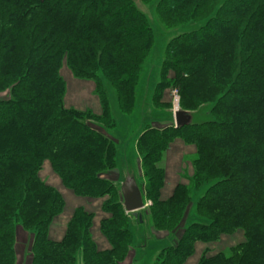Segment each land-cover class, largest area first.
I'll list each match as a JSON object with an SVG mask.
<instances>
[{"label":"trees","instance_id":"1","mask_svg":"<svg viewBox=\"0 0 264 264\" xmlns=\"http://www.w3.org/2000/svg\"><path fill=\"white\" fill-rule=\"evenodd\" d=\"M156 1L164 30L196 27L167 43L152 103L169 87L180 111L192 115L208 106L210 118L179 128L148 126L136 140L150 202L146 216L153 229L176 236L153 264H183L196 243L236 231L244 240L228 255L204 254L197 264H264V0ZM153 45L135 0H0V93H8L0 100V264H17V227L31 236L29 264L127 260L134 218L107 177L116 167V146L91 124L107 133L114 126L103 81L120 112H132ZM63 65L94 82L99 116L65 108ZM174 139L195 146L193 175L161 200L159 163ZM44 161L75 196L103 200L109 217L99 230L108 249L96 247L93 216L83 208L75 209L61 241L48 238L64 201L40 179ZM203 186L195 213L205 223L185 226L192 191Z\"/></svg>","mask_w":264,"mask_h":264},{"label":"rangeland","instance_id":"2","mask_svg":"<svg viewBox=\"0 0 264 264\" xmlns=\"http://www.w3.org/2000/svg\"><path fill=\"white\" fill-rule=\"evenodd\" d=\"M156 0L150 1H140L135 0V5L137 9L142 12L147 19L154 35V45L149 54L148 59L145 61L143 65V69L141 72V77L139 83L136 88V100L135 105L132 112L128 115L122 114L117 107L116 96L113 88L106 82L103 81L104 90L109 102L110 106V114L114 121V126L109 129V133L104 132L99 126L96 124H91V126L101 131L104 135L109 136L111 140H113L116 146V167L115 170L108 172L110 181L114 184L115 188L120 191V186L122 182L126 178H134L136 184L141 192L144 208L140 210L141 213V222L137 220L131 221L129 224L130 231L132 233V251L129 253V257L123 264H153L157 255L160 253L162 249L168 247L173 244L176 236L163 231H156L153 229L149 217H147V209L150 205L149 200L145 196L144 192V177L142 175V169L140 165V158L137 155L136 151V140L142 130L148 126H151L156 129H163L170 125L174 126L173 120V112L179 108V97L176 89H171L169 87L165 88L162 93L161 100L158 104L153 105L152 97L154 95L155 86L161 81L160 78V68L163 58V52L167 43L173 39L174 37L193 30L196 25L195 24H187L183 25L179 28L172 30H164L160 23L157 20L155 7ZM60 76L64 80L65 84V96L66 103H70V99H73L75 93H84L83 103L85 105V93L87 90L78 89L75 91L74 86L77 81H83L82 79H77L73 77L69 69L63 65L60 69ZM171 74H168V78ZM90 81V80H87ZM92 82V81H91ZM93 84V90L91 94H89L93 99L96 100L99 107L98 113H93L89 109L78 110V111H90L94 115L99 116L101 114V106L100 100L95 91V84ZM81 93V94H82ZM64 96V99H65ZM8 98V93H0V100H4ZM162 105V106H160ZM76 106V105H75ZM73 109V108H72ZM77 110V109H74ZM209 107H201L196 112H194L191 116L193 123H202L209 120ZM177 143V144H176ZM177 147H176V146ZM172 149V154L177 157V164L172 165L170 167L169 161V152ZM170 152V154H171ZM196 159V149L194 145L185 144L181 139H174L164 151L161 161L159 163L160 168L163 170L164 181L162 188L166 185V175L169 174V168L172 171V176L176 178V184L182 183L184 185H188V179L193 175V161ZM46 163V162H45ZM52 169V168H51ZM53 171V170H52ZM41 178L43 180H48L52 176L57 181L58 178L55 176L53 172L50 171L48 163H46L41 170ZM116 181V182H115ZM169 182V181H168ZM174 186V187H175ZM161 188V190H162ZM167 188V187H166ZM205 186L201 187L198 190H193L191 194V205L186 210L184 224L185 226L192 223L204 222L200 217H198L195 213V203L197 199L202 195ZM160 190V193H161ZM174 190V188H173ZM61 193L65 199V209L70 210L73 205L78 201L79 204H82V201H87L88 198H82L78 196H72V193L67 189L62 187ZM70 197H73L69 199ZM160 197V194H159ZM169 198V197H168ZM161 199V200H167ZM90 203L87 204L89 207H93L90 211L93 218V225L99 218V214L96 211L100 206L102 210L103 200L102 199H88ZM122 200V197H121ZM122 202V201H121ZM86 211V210H85ZM103 212V210H102ZM62 213V212H61ZM105 213V212H103ZM130 214V213H128ZM131 215V214H130ZM105 218L109 217L105 213ZM91 229V228H90ZM100 231V230H99ZM92 232H95V228L93 226ZM241 231H236L230 235H222L220 239L213 243H201L199 242L198 247H200V253H198V257H202L204 254L206 256H212L218 252H222L228 255L229 249L236 244L237 235L241 238L240 242H243V234L241 236ZM179 235L177 234V237ZM105 239V238H104ZM31 236L27 232L23 231L21 227L16 228V257L17 264H29V246H30ZM239 242V243H240ZM97 247V246H96ZM201 255V256H200ZM130 263H127V261Z\"/></svg>","mask_w":264,"mask_h":264},{"label":"crops","instance_id":"3","mask_svg":"<svg viewBox=\"0 0 264 264\" xmlns=\"http://www.w3.org/2000/svg\"><path fill=\"white\" fill-rule=\"evenodd\" d=\"M66 84V83H65ZM93 83L91 81H87V80H83V81H77V83L75 84L74 86V89L75 91L73 93L76 92V90L78 91V89H85L87 90L86 93H85V105H82L83 103V98H84V93H75L73 94V96H75L73 99H70V103L68 102V104H65V108H73V109H77V110H85V109H89L91 110L93 113H98L99 112V107H98V103L96 102L95 99H93L89 94H91V91L93 90ZM64 102L66 103V96H65V99H64ZM76 105V106H75ZM177 144V143H176ZM176 146V145H175ZM177 147V146H176ZM172 151V149L170 150V152ZM169 152V161H170V167H172V165H176L177 164V156L172 154H170ZM48 163V166L50 168V171H52L51 169V166L49 164L48 161H44L43 164H42V167ZM42 167H41V170H42ZM41 170L39 172V177L40 179L47 185L53 187L60 195L61 197L63 198V201H64V207H63V210H62V213L60 215H58L57 217H55L50 225H49V229H48V238L51 240V241H55V242H58V241H61L62 238L64 237L65 235V232H66V226L73 214V212L75 211L76 208H83L84 210H86L87 212L93 214L90 209L93 208V207H89V205L87 204L88 202L90 203V201L87 199V201H82V204H79L78 201L73 205V207L70 209V210H64L65 209V199L61 193V188L64 187L60 181V179L58 178V176L55 174V176L58 178L59 181H57L55 178H52V176H50L51 178L48 179V180H43V178H41ZM172 171L171 169L169 168V174L167 173L166 175V178L167 180L169 181H166V185L165 187L162 188L161 190V193H160V198L161 199H166L168 197L171 196L172 192H173V188L176 184V178L175 176H172ZM109 176V175H108ZM107 176V177H108ZM109 178V177H108ZM116 182V181H115ZM167 187V188H166ZM65 188V187H64ZM69 190V189H68ZM70 191V190H69ZM72 193V196L74 195L72 191H70ZM75 196V195H74ZM73 197H70L69 199H71ZM99 209L96 211L98 212L99 214V218H97V221L95 222V224L93 225V222L92 221V225H91V229H90V234H91V237L93 239V241L95 242L97 248L99 250H106L109 248V245L108 243L106 242V240L104 239V237L101 235L100 231H99V224H100V221L105 218V213L102 212L101 210V207L98 206ZM94 215V214H93ZM94 219V218H93ZM95 228V232L93 233L92 232V228ZM242 236V234H241ZM237 240L238 243L240 242V236L237 235ZM199 243H196L195 244V247H194V252L193 254L188 258L186 259V261L183 263V264H197L200 257H198V253H200V247H198ZM201 256V255H200ZM127 263H130V260L129 262L127 261Z\"/></svg>","mask_w":264,"mask_h":264},{"label":"water","instance_id":"4","mask_svg":"<svg viewBox=\"0 0 264 264\" xmlns=\"http://www.w3.org/2000/svg\"><path fill=\"white\" fill-rule=\"evenodd\" d=\"M191 117V114L188 112L180 111L179 109L174 110V127L179 128L189 125L192 121ZM119 190L122 197V206L125 212L130 213L134 219H138V221L141 222L142 218L140 210H142L145 205L134 178H126L122 182Z\"/></svg>","mask_w":264,"mask_h":264}]
</instances>
